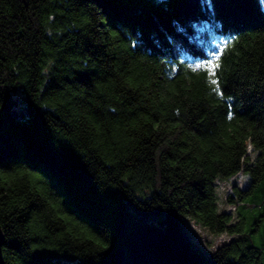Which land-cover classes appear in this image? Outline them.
<instances>
[{"label": "trees", "instance_id": "16d2710c", "mask_svg": "<svg viewBox=\"0 0 264 264\" xmlns=\"http://www.w3.org/2000/svg\"><path fill=\"white\" fill-rule=\"evenodd\" d=\"M0 226L4 264H264V0H0Z\"/></svg>", "mask_w": 264, "mask_h": 264}, {"label": "rangeland", "instance_id": "374dc122", "mask_svg": "<svg viewBox=\"0 0 264 264\" xmlns=\"http://www.w3.org/2000/svg\"><path fill=\"white\" fill-rule=\"evenodd\" d=\"M235 180L237 181L239 186H243L246 180V176L240 172L235 177ZM217 190L220 196L219 209L234 212L235 204L230 203L226 200V195L233 192V186H231V183L218 182ZM184 231L192 240L194 246L200 248L206 253L215 248L216 245L227 239L228 236L226 234L211 235L204 227H202L189 217H186L184 219Z\"/></svg>", "mask_w": 264, "mask_h": 264}, {"label": "built area", "instance_id": "2783aa9c", "mask_svg": "<svg viewBox=\"0 0 264 264\" xmlns=\"http://www.w3.org/2000/svg\"><path fill=\"white\" fill-rule=\"evenodd\" d=\"M240 173V172H237L233 175H231L228 179L224 180V181H220V182H226V183H231V186H233V184H236L239 186V184L237 183V181L235 180V177L237 176V174ZM246 181V180H245ZM227 239H228V236H227ZM226 240V239H225ZM223 241V240H221Z\"/></svg>", "mask_w": 264, "mask_h": 264}, {"label": "water", "instance_id": "95a60500", "mask_svg": "<svg viewBox=\"0 0 264 264\" xmlns=\"http://www.w3.org/2000/svg\"><path fill=\"white\" fill-rule=\"evenodd\" d=\"M3 242H4V236H3L1 226H0V264H4V260H3L2 252H1V246H2Z\"/></svg>", "mask_w": 264, "mask_h": 264}, {"label": "snow or ice", "instance_id": "6c2138e0", "mask_svg": "<svg viewBox=\"0 0 264 264\" xmlns=\"http://www.w3.org/2000/svg\"><path fill=\"white\" fill-rule=\"evenodd\" d=\"M209 63L211 64L212 62L209 61ZM197 67H198V68H201V67H203V65H197ZM214 67H218V65H214ZM213 83H215V81H213Z\"/></svg>", "mask_w": 264, "mask_h": 264}]
</instances>
